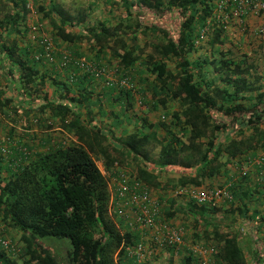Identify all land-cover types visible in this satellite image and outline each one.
<instances>
[{
    "label": "trees",
    "instance_id": "obj_1",
    "mask_svg": "<svg viewBox=\"0 0 264 264\" xmlns=\"http://www.w3.org/2000/svg\"><path fill=\"white\" fill-rule=\"evenodd\" d=\"M222 1L122 0L124 17L117 25L104 23L99 29H86L87 33L77 25L87 16L84 10L73 15L58 0H43L35 6L41 17L33 24L26 20V0L0 2V75L17 78V91L24 94L18 100H26L24 104L48 81L56 82L52 77L58 76L55 69L63 67L64 57L67 65L71 56L82 57L77 46L84 42L99 54L110 55L119 76V81L103 79L107 93L88 89V78L100 75L97 70L90 75L76 74V90L72 83L64 82L60 87L57 81L60 88L53 99L40 92L43 101L37 100L36 107L39 118L58 117L59 127L67 133L72 131L76 140L64 145L48 143L47 148H37L30 156L12 148H5L0 155V216L8 228L20 233L26 247L21 257L13 259L0 243V264H122L127 248L137 245L107 212V184L120 175L127 178L128 185L138 184L152 196V188L162 184L167 190H175L210 181L206 185L211 191L225 188L228 197L204 203L190 199L175 207L172 199L165 217L169 220L180 210L183 222L191 223L194 229L193 239H199L192 244L205 251L198 245L202 239L210 250H206L210 264H264V214L249 205L251 196L264 189L259 177L264 163V154L259 155L264 151V65L258 66L246 60L244 52L238 54L227 47L229 32L224 19L236 17L242 22L250 14L263 18L264 14L235 16L234 2ZM12 2L14 6H10ZM44 23H49L54 32L43 29ZM263 28L261 24L254 32L262 35ZM138 35L147 40L138 43ZM57 39L69 42L70 52L57 51L61 47ZM46 57H54L57 66L49 67ZM168 61H173V69L168 68ZM138 65L154 76L151 90L157 102L170 99L179 103L180 110L172 113L169 123L165 115L158 122L145 115L127 116L135 110L137 93L147 92L135 86L129 75ZM259 67L262 72L257 74ZM103 95L112 101L107 110L100 107ZM12 97H7L0 83L3 115L10 113ZM77 103L92 115L97 108L98 120L94 122L90 116L84 121ZM46 108L50 110L48 117L42 115ZM116 127H122L121 133L114 131ZM159 131H165L164 136L160 137ZM97 159L110 176L102 174ZM248 160L258 171L254 188L249 186L250 174L242 166ZM235 165H239L237 184H223L221 175L228 179ZM169 173L178 174V178L162 182L160 175ZM241 185L245 193L238 191ZM217 199H223V203L217 204ZM238 200H242L241 205ZM233 214L243 231L214 223L217 216ZM90 228L98 229V238L88 236ZM183 236L181 243L167 245L165 251L177 250L179 264H201V253L195 246L182 247Z\"/></svg>",
    "mask_w": 264,
    "mask_h": 264
},
{
    "label": "rangeland",
    "instance_id": "obj_2",
    "mask_svg": "<svg viewBox=\"0 0 264 264\" xmlns=\"http://www.w3.org/2000/svg\"><path fill=\"white\" fill-rule=\"evenodd\" d=\"M2 1L6 3L7 0H0V2ZM121 1L122 0H59V2H61L64 5L65 7L64 9H68V11H70V13H72L73 15H75L78 10L80 11L84 10L83 12H85V15L87 16H85L84 21L82 23L77 24L79 27V30L82 31L83 33H87L86 29H91V28L99 29L100 25L104 23L106 26L117 25L121 21L122 17H124L123 16L124 9L121 5ZM40 3H41V0H34V4L32 5V1L29 0L27 9L31 11L32 7L37 6ZM39 16L41 17V13H37L36 10H35L34 17H32V13L27 14V19H26L27 23L33 24L35 22H39L40 20H37ZM224 19L227 21L226 28L229 32V35H228L229 40H228L227 47H231L233 50L236 49L234 51L238 52V54H242L244 52L245 59L248 61L252 60L258 66L264 65V28H263L262 35H258V33L254 32V30L256 31V28L259 27V25L264 24V18L254 17V21L256 22L254 23L253 21V25H252V22L249 20L250 18L244 19L242 22L238 20L236 17H224ZM257 19L259 21H257ZM260 19H262L261 23H259ZM42 28L45 29L49 33L54 32V30L52 29V26L49 23H44ZM146 40H147L146 37H142L138 35V38L136 41L138 43H144ZM59 42H60L61 47H57L56 48L57 51H59L60 49L70 48L69 42L60 41V40ZM125 42L128 43L127 39L125 40ZM123 46L125 45L123 44ZM78 51L80 53L78 55H82V57L81 56L80 57L71 56V59L68 61V63H70L69 65L66 64L64 67L58 66L55 69V73H58L57 74L58 76L54 77L52 75L53 76L52 78H55L54 81H58L60 83H63V82L72 83V80L76 79V74L86 73L90 75V73L93 70H97L98 73H100L99 76H96L94 74L92 76H95V77L88 78L90 79L89 84H95V82L99 83L97 87L94 89L95 91H98V88L100 87L99 85L105 86V82L103 81L104 78L109 79V80L119 81V76L115 74L114 72L116 68L114 59L110 55H107V54L103 55V53L99 54L97 49L90 48V46L86 42H84L82 45L79 46ZM200 52H202V49H200ZM189 55L192 57V53H190ZM56 57L59 58V55H55V58ZM55 58L52 57V60L48 62L49 67L50 66L52 67L53 65L57 66L58 61H56ZM43 62L47 63L45 61ZM167 64H168V68L173 69V61H168ZM141 72H144L142 69V66L138 65L136 66L135 70H131L129 73V75L131 76V79L133 78L135 81L134 85L143 87L147 91L146 93H142V94L137 93V95L134 98V101L136 100V102L134 103L135 106L138 108L140 113L143 114V115L142 114H139V115L140 116L145 115L146 117L148 116L151 121H157L159 118L162 117V115H165V118H164L165 122L169 123L172 120V113L180 110L179 103L175 100H170V99H166V101H163V102L161 101L160 103L157 102L156 98H153L152 90H151L152 84L154 83V80H153L154 76L147 72H144V74ZM261 72H262V68L259 67L256 73L258 74ZM146 75L147 77H145ZM141 77L144 79H142ZM16 79H17L16 77L7 79V75L5 76L0 75V83L3 89L6 90L7 97L13 96L11 103L8 105L9 107L8 109L10 113L5 114V115L0 113V137L5 134V128H7L6 125L8 124L12 125L10 126V128L16 129L14 127L18 124L20 116L17 117V114L14 113L13 110L11 109L12 108L15 109L19 107L18 105L26 102V100L24 99L18 100L22 98L24 94L22 93L21 90L17 91L18 86H17ZM254 79L255 78H250L251 81H253ZM52 83L53 82L48 81L46 86H43L42 88H38L36 93H34V95L30 99L27 100V104L25 105V107H28L30 102L33 101V98L35 97L37 98L42 97L43 96L42 94L44 93H47V95L49 96V94L52 93V91L55 90L56 88V86H54ZM21 88L24 89V91H27V89L23 87ZM39 89H43V90L39 91ZM88 89H89V86H88ZM68 96H70V94H68ZM128 127L131 128V125ZM159 132H160L159 133L160 137L164 136L165 131H162V132L159 131ZM69 141H67L66 143H68ZM8 143L6 144L4 141L1 142L0 140V144H1L0 147L6 144L5 146L10 149L9 147L10 144ZM96 161H100V160L97 159ZM160 176L163 178L167 176L164 179L170 178V179L176 180L178 178V175L176 173H169V174H164ZM207 189H208L207 191H210L208 187ZM175 202H176V204L174 205L175 207L177 205H182V203H179L178 200H176ZM165 211L166 209L163 207L162 212L165 213ZM172 220L175 222H180L182 224H185L184 222H182L183 217L181 216L180 210L176 211V213L172 217ZM214 223H220L223 226H227L233 231H243L244 229L239 224L238 217L234 214L224 215L223 217L217 216ZM190 225L191 223H189V226ZM87 234L89 237H92V238L99 237V231L97 228H90V230L87 231ZM0 235L7 238L9 242L13 244V246L15 247V253L11 256V258L14 259V258L21 257V254L25 252L26 247H25V244L21 242L20 233L17 230L8 228L6 221L2 218V216H0ZM189 236H190V240L187 242H193V240L199 241V239H193L191 228H190ZM50 239H54V238H50ZM54 240H59V239H54ZM65 243H66V248H69L70 246L69 242L65 241ZM199 244H198L199 246L202 245L204 249H206L207 251H210L209 249L206 248V244L202 239H200ZM61 248L62 247H60V249ZM244 248L248 249L247 246H244ZM64 249L65 248H63L62 250ZM206 250L202 251V257H204V259H208V256H209ZM170 255H172V253H170L169 251H165V249L158 250V252L154 255V257L151 256V260H154V262H156L155 264H179L180 263V259H181L180 256H178V258L173 259V258H170ZM122 261L123 259L121 260V262Z\"/></svg>",
    "mask_w": 264,
    "mask_h": 264
},
{
    "label": "crops",
    "instance_id": "obj_3",
    "mask_svg": "<svg viewBox=\"0 0 264 264\" xmlns=\"http://www.w3.org/2000/svg\"><path fill=\"white\" fill-rule=\"evenodd\" d=\"M14 1H16V0H14ZM31 1H32V5H33L34 4V0H31ZM42 1L43 0H41V3H43ZM10 4H11L10 6H14L13 2L10 3ZM28 4H29V0H26V3H25L26 9H27V5ZM15 5H16V3H15ZM11 12L13 13L14 9H12ZM29 13H32V17L35 16V6L32 7V10L29 11ZM248 17H250L249 20L252 22V25H253L254 17H256V15L255 14H250ZM260 17H263V16L261 15ZM251 19H253V20H251ZM257 21H259V20L257 19ZM255 22L256 21H254V23ZM261 22H262V19H260L259 23H261ZM57 41L59 42V40H57ZM69 45H70V43H69ZM80 45H82V44H80ZM77 47H79V46H77ZM64 50L68 51L69 48L68 49H64ZM68 52H70V51H68ZM76 82H77V80L73 79L71 86H74ZM66 83L68 85H70L69 82H66ZM56 84H58L57 81L53 82L54 86H56ZM98 84H99L98 82H95V84H91L89 87L92 88V89H95ZM59 86L63 87L62 83ZM75 86L76 87H73L74 90H76L78 88L77 87L78 83ZM99 86H100L98 88L99 92L98 91H96V92H98V93L106 92V91H104V88H103L102 85H99ZM58 87L56 86L55 90H53L52 93L49 94V99H53V97H55V93L58 92L57 91ZM45 94H47V93H45ZM103 96L105 98L103 100L102 97H101V106L100 107H102V109H106L107 110L108 107L111 106L110 103H112V101L110 100V98L107 95H103ZM96 97H97V95L95 94L93 99H95ZM37 100H38V103H40V101H43L42 99L35 97L33 99V101L30 102L28 107H25V105L27 103H25V104L23 103V104L18 105L19 107L15 108V109H11V110H13L14 113L17 114V117L20 116L18 124L14 127L16 129H7V128H5V134L0 137L1 142L4 141L6 144L9 142L8 143V144H10L9 147L12 148L14 152L15 151H16V153L17 152H19V153L23 152L24 156H30L32 153L36 152L35 149H37V148H43V147L47 148L49 145L59 144L60 142H61L62 145H64V144H67L66 142L69 141V140H71V141H75L76 140V137L73 136L74 134L72 133V131L67 133V132H65L64 130H62L59 127L60 121H59L58 117H52V120H49V119H46V118H42V119L39 118V115H41V114L36 112V107L38 106L37 105ZM65 101L66 102H64V103H67V100H65ZM77 105H78L77 112L81 114L80 117L84 121L87 122L88 118L90 116H93V118H94L93 121L94 122H96L98 120V118H99L98 115L99 114L96 115V111H98V109H95V111L93 112V115H92L91 111H87L86 108H84V106L82 104L77 103ZM24 108L26 110H24ZM133 108L135 110L133 112L132 111L128 112L127 116H129L130 114H136V115L141 114L136 106L133 107ZM43 112L44 113L42 115L44 117H48V115H50V110L47 109V108L44 109ZM107 122H108V118L105 119V123H107ZM125 122L126 123L129 122L130 124H133V122H131V121H126L125 120ZM49 124H51L52 126L49 127ZM8 126L10 127L12 125L8 124ZM125 126H126V124H125ZM118 130H119V133H121L122 127H118V128L116 127V129L114 128V131L117 132ZM45 140L47 141V143L44 142ZM48 143H49V145H48ZM5 145H2V147L5 146ZM259 153H260L259 155L262 156L261 154H264V151L260 150ZM249 161L250 160H248L247 162H249ZM247 162L243 161L242 162V166H243V169H246L248 171V174H250V179H248L249 180V184H250L249 186L254 188L253 185H255L256 182H257L256 181V177H257L258 171L256 170V168L254 166H251L252 163L249 162V164H248ZM238 166L239 165H235L234 167H231V173H229L228 176H230V177H228V179L226 178L227 176L225 177L224 175H221V182L223 184L224 183H227V184H231L232 183L233 185H234V183L237 184L238 177L236 175V171H237L236 168ZM166 177L167 176H165L164 178H166ZM164 178L161 177L160 180L162 182H166V179H164ZM225 178L227 179L226 182H225ZM216 179L217 178H213L212 180L215 181ZM209 182L210 181L206 182L203 185H199V186L190 185V187L189 186H187V187L188 188H195L197 191H207L208 189H207V185L206 184H208ZM169 184L167 182V185H169ZM185 188L186 187H177L175 190H173V189H168L167 190V186H163V184H162V186L160 188H156V189L152 188V194H153V197L155 198V200L159 202V206L161 208H163V207L166 208V207H169V201H171L172 199L175 200V201L178 200V202L182 203V204L184 202L190 201L191 198L189 197V195L187 193L182 194V195H175L177 192H180V191L182 192ZM249 188L250 187H248V189ZM209 190H211V189H209ZM238 191L239 192L243 191L242 193H245L247 190H245V187H242V185H241L240 189ZM259 191H260L259 194H255V196H253V195L251 196L252 200H250L249 205L252 208L256 207L261 214H264V189L260 188ZM183 195H186V198H183ZM160 198H163V199H160ZM216 202H217V204L221 205L223 203V199H217ZM238 203H240L239 205H241L242 200H238ZM181 216H182V214H181ZM169 221L170 222H168V223L170 225H174V226H177V227H180V228L183 229V235H184L183 239L184 240L182 242V247L186 248V246H190L192 244V242H187V241L190 240L189 233H190L191 226H189V223L186 222L185 224H182L180 222H175V221L172 220V218L169 219ZM114 222L116 223V225H118L121 228V231L130 234V236H131L130 240L132 242H134L135 245L139 244L141 239H144V241H145V243L147 245L151 244V241L148 239V237L144 236L145 233H142V232H140L138 230L139 227L136 225V221H135L134 215H132L131 213H128L127 216L118 217V218L114 219ZM247 230H248V234L251 237L250 230L248 228H247ZM192 231H194V229ZM195 245H197V243L196 244H192L190 246V248L194 247ZM135 247L136 246H133L131 248H135ZM178 256H180V254H178V251L176 250L174 253H172V255H170V258L174 259V258H178ZM201 257H202V253H201ZM121 263L122 264H132V257L127 251H126V253H125L124 257H123V261ZM147 263L148 264H155L156 262H154V260L150 259V260L147 261Z\"/></svg>",
    "mask_w": 264,
    "mask_h": 264
},
{
    "label": "built area",
    "instance_id": "obj_4",
    "mask_svg": "<svg viewBox=\"0 0 264 264\" xmlns=\"http://www.w3.org/2000/svg\"><path fill=\"white\" fill-rule=\"evenodd\" d=\"M225 3H232L236 5L233 14L248 15L249 13L262 12L264 14V0H223ZM46 51L50 50L46 47ZM48 56V55H47ZM48 60H52V57H46ZM66 57L61 61V66L66 65ZM124 84V81H121ZM6 146L0 147V155L6 152ZM96 164L102 174L110 176L107 173L102 161H96ZM260 181L264 185V163L260 165ZM108 187V215L114 219L118 217L127 216L128 213L134 215L136 225L140 228L138 230L145 233L144 236L148 237L151 241V248L147 246L144 239L140 241L135 248L128 247L127 252L132 257V264H148L147 261L151 259V256L158 252V250H164L167 245H175L181 243V235H183V229L174 225H170L162 212L163 208L159 206V202L150 195L145 188L138 184L128 185V180L124 176H117V178H111ZM187 193L191 199H194L197 203H204L206 200L212 198H218L221 196L228 197V192L225 188L216 189L214 191H197L195 188H185L182 192H177L175 195H182ZM0 243L4 247L6 253L13 255L15 253V247L9 242V240L0 235ZM194 249L199 250L198 246ZM202 258L201 264H210L209 259ZM123 259V258H122Z\"/></svg>",
    "mask_w": 264,
    "mask_h": 264
}]
</instances>
